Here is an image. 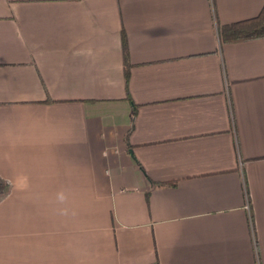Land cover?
<instances>
[{
    "label": "crops",
    "instance_id": "0c3cea01",
    "mask_svg": "<svg viewBox=\"0 0 264 264\" xmlns=\"http://www.w3.org/2000/svg\"><path fill=\"white\" fill-rule=\"evenodd\" d=\"M263 6L0 0V264H264Z\"/></svg>",
    "mask_w": 264,
    "mask_h": 264
},
{
    "label": "trees",
    "instance_id": "16d2710c",
    "mask_svg": "<svg viewBox=\"0 0 264 264\" xmlns=\"http://www.w3.org/2000/svg\"><path fill=\"white\" fill-rule=\"evenodd\" d=\"M217 35L221 43H235L245 40L264 38V6L255 18L225 25L217 29ZM125 50V73L128 77V60Z\"/></svg>",
    "mask_w": 264,
    "mask_h": 264
}]
</instances>
